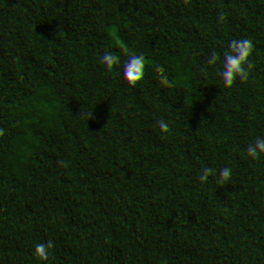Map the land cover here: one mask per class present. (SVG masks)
<instances>
[{
	"label": "trees",
	"instance_id": "trees-1",
	"mask_svg": "<svg viewBox=\"0 0 264 264\" xmlns=\"http://www.w3.org/2000/svg\"><path fill=\"white\" fill-rule=\"evenodd\" d=\"M262 14L0 0V264H264V62L241 47ZM112 75L134 79L156 141L118 137L112 107L97 120Z\"/></svg>",
	"mask_w": 264,
	"mask_h": 264
},
{
	"label": "clouds",
	"instance_id": "clouds-1",
	"mask_svg": "<svg viewBox=\"0 0 264 264\" xmlns=\"http://www.w3.org/2000/svg\"><path fill=\"white\" fill-rule=\"evenodd\" d=\"M264 18V14L258 19ZM242 53L249 62H264V30H254L242 42ZM135 86V81L131 77L112 75L102 82L106 96L101 97L96 102V111L99 113L97 120L103 119L109 107L115 110L114 133L126 143L133 146L144 145L146 142L156 141L160 135L159 124L149 125L147 122L148 111L138 104L136 96L131 94ZM99 124V123H98ZM256 156L264 159V145L256 148ZM252 231H259L253 228ZM259 237L251 241L240 244L244 251L250 250L258 244ZM25 244L24 232L17 230L14 239L10 243V251L19 254ZM104 264H119L114 257L109 254Z\"/></svg>",
	"mask_w": 264,
	"mask_h": 264
}]
</instances>
